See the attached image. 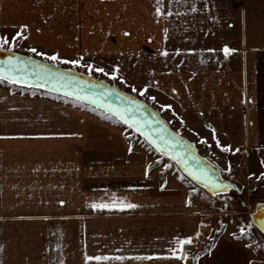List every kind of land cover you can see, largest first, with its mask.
I'll use <instances>...</instances> for the list:
<instances>
[{"label":"crops","instance_id":"crops-1","mask_svg":"<svg viewBox=\"0 0 264 264\" xmlns=\"http://www.w3.org/2000/svg\"><path fill=\"white\" fill-rule=\"evenodd\" d=\"M156 3L0 0V37L6 49L137 96L195 144L264 151V0H162L171 16L157 15ZM225 45L235 51L225 56ZM71 59L80 64L63 62ZM31 93L0 81V264H264L232 225L208 223L200 195L192 200L182 175L130 128ZM199 232L204 252L182 258L189 243L177 239ZM97 255L125 259L86 260Z\"/></svg>","mask_w":264,"mask_h":264},{"label":"snow or ice","instance_id":"snow-or-ice-1","mask_svg":"<svg viewBox=\"0 0 264 264\" xmlns=\"http://www.w3.org/2000/svg\"><path fill=\"white\" fill-rule=\"evenodd\" d=\"M178 2V0H176ZM164 7L162 4V0H157L156 3V13L157 15L171 16L173 15L172 11L167 10L162 12L161 9ZM192 11H196V8L193 6ZM26 25H21V28H26ZM165 34H167V28L164 29ZM127 34V33H126ZM22 35L21 32H17L15 34L16 37H20ZM10 40L8 37L3 36L0 37V50H9L5 48V45H8ZM12 46L15 47V37L11 40ZM30 52L36 53L40 56H47V58L51 61H59L60 57L57 54H53L48 56L47 53L39 52L37 53L36 48H30ZM179 51V50H177ZM209 51H214V49H209ZM225 56H228L230 53L234 52L235 49L229 48L225 45L222 49ZM162 55L167 56L168 52L165 50L162 52ZM66 64L71 65H79V59H71L64 60ZM31 66V67H30ZM89 72L93 70V65H86ZM96 72L104 73V75H111L114 79L116 78L117 73L114 71L112 73H107L103 68L97 67L95 68ZM35 77L37 81L45 80L48 82H53L54 86L57 87L58 90H66V94H71L77 97L81 102L91 101L99 107L103 108L106 112L111 113L113 116L123 121V123L127 124L129 128H135L137 132H141L148 139L149 143L155 146V150L161 153L163 156L170 157L171 160L175 161L178 165L182 166L184 172L188 173L189 176H192L197 181L204 183L205 187H212L213 194H216V188L222 187L227 188L229 185L220 184L217 185L216 181L212 179V176L209 174V170L201 167L200 162L197 160L196 156H187V153H181L176 151V146L178 141L169 139V131L167 128H151V131L148 129L151 127L153 123H162L161 121H150L148 115L145 114L143 119L138 118V113L144 108L143 104L136 100L131 96L124 95L119 93L118 91L109 92L107 86H105L102 82H96L95 84L88 85L87 81H76L75 76L69 77L67 74L60 73L58 71H54L49 65L40 64L35 60H32L31 57L22 58L20 56L9 55L6 60L0 61V79H6L12 83H27L30 77ZM77 84L74 88L73 85ZM83 85H88L89 88H102L103 92L95 93L87 91ZM43 86V85H41ZM145 89L140 90V94H144ZM133 91H136L133 88ZM115 96L119 98L120 103L117 105L112 104L110 101L105 103L106 97ZM152 99H155L153 97ZM165 108H170V105H164ZM154 115V114H153ZM155 132L156 136L153 137L152 133ZM217 145H219V141H217ZM131 148H129V152H131ZM230 146H223V151H229ZM239 151V149H236ZM195 162V168L192 167V163ZM264 163V161H262ZM151 165L148 166L150 168ZM164 168L171 167L170 164H164ZM230 171V169H227ZM215 172V169L212 170ZM145 175H148V171L146 168ZM261 175H264L262 173ZM92 208H110L116 207L115 203H92L90 205ZM121 208H135L137 205L133 203H121L119 205ZM261 208H264V205H261ZM259 224L262 228H264V215L259 217ZM252 224L241 225L240 232L243 236L246 228H251ZM198 235V234H197ZM242 236L240 238H242ZM192 238L186 237L184 239H177L176 244L178 246H183L185 243H191ZM176 248L172 249L173 254H176ZM182 251V247H181ZM150 257H140L137 256L135 259H146ZM184 258V257H182ZM109 259L116 260H124L125 257L117 256V257H108V256H87L86 260H95V261H104Z\"/></svg>","mask_w":264,"mask_h":264},{"label":"rangeland","instance_id":"rangeland-1","mask_svg":"<svg viewBox=\"0 0 264 264\" xmlns=\"http://www.w3.org/2000/svg\"><path fill=\"white\" fill-rule=\"evenodd\" d=\"M2 83L6 86L12 85L10 83ZM12 86L14 89H25L15 85ZM25 90L32 92V95L35 92H40L28 89ZM41 93L48 94L44 92ZM140 137L138 133L134 134V138L140 140L149 147ZM195 145L204 158L218 167L223 177L239 185L242 197L232 192L211 196L186 178L176 164L165 159L163 156H161V160L170 164L178 174L182 175L185 182L192 188V200L195 199L197 194L200 195L203 203H205L203 209L207 215L208 223H216L215 227L218 226L217 228L219 231H221L222 228L220 224H222L224 229L230 224L234 229H237L239 237L242 236L240 226L252 224L251 228H246L242 239L248 241L257 254H264V234L255 226L252 220V214L255 212L257 206L264 205V175H261L264 173V163H262V161H264V151H223V149L215 151L213 149L216 148L211 144L197 142ZM227 169H230V171ZM242 198L245 203L242 201Z\"/></svg>","mask_w":264,"mask_h":264},{"label":"water","instance_id":"water-1","mask_svg":"<svg viewBox=\"0 0 264 264\" xmlns=\"http://www.w3.org/2000/svg\"><path fill=\"white\" fill-rule=\"evenodd\" d=\"M9 55H14V56H20L22 58H27L29 56H26L24 54H21L17 51L14 50H0V61L6 60L7 57ZM32 60L37 61L40 64H44V65H49L54 71H58L60 73L63 74H67L69 77L71 76H75L76 81H87L88 85H92L95 84L96 82H102L105 86H107L108 91L109 92H114V91H118L119 93H122L124 95L127 96H131L133 98H135L136 100L140 101L144 108L141 110L140 113H138V118L143 119L144 115L147 114L148 118L150 121H161L162 123H153L151 125V127L148 129V131H151V128H167L169 131V139H173L178 141V144L176 146V151L181 152V153H187V156H196L197 160L200 162L201 167L206 168L209 170V174L212 176V179L216 181L217 185L220 184H224V185H229V187L227 188H222V187H217L216 188V194H213L212 191V187H205L204 183L197 181L196 179H194L192 176H189L188 173L184 172L182 169L181 165H178L175 161L171 160L170 157L168 156H163L161 153L157 152L155 150V146L150 144L148 139L145 137V135H143L141 132H137L135 128H130L133 132L138 133L142 139L153 149L155 150L159 155L165 157L167 160L173 162L174 164H176L180 171L182 172V174L188 178L192 183H194L196 186L202 188L205 192H207L209 195L211 196H216L219 194H226V193H235L237 194L239 197L241 196V188L239 187V185L233 181H230L228 179H226L225 177H223L220 173V170L218 169V167L216 165H214L212 162H210L209 160H207L206 158H204L198 151L196 145L188 140L186 137H184L183 135L177 133L175 130H173L168 124L167 122L164 120V118L157 112V110H155L151 105H149L147 102H145L144 100H141L140 98H138L135 95H132L126 91H123L121 89H119L116 86H113L111 84H109L108 82L104 81V80H99L96 79L93 76H90L86 73H82V72H76V71H72V70H68L65 68H62L60 66L54 65L52 63L49 62H45L42 60H39L37 58H33L31 57ZM31 67V66H30ZM0 81H6L12 85H17V86H21V87H26L35 91H40V92H45L48 94H52L58 97H62L65 99H69L75 102H78L82 105L88 106L90 108H93L95 110H98L100 112H103L105 114H107L110 117H113L115 119H117L118 121H120L122 124H124L125 126L128 127L127 124L123 123V121L119 120L118 118H116L115 116H113L111 113L106 112L103 108L99 107L98 105L94 104L91 101H85V102H81L80 100L77 99L76 96L71 95V94H66V90H58L57 87L54 86L53 82H48L45 80H39L37 81V79L33 76L30 77L28 79L27 83H12L6 79H0ZM43 85V86H41ZM88 85H83V87L91 92H95V93H100L103 92L104 89L102 88H89ZM77 86V84H74L73 87L75 88ZM111 102L114 105H117L120 103L119 98L115 97V96H111V97H106L105 98V103ZM154 114V115H153ZM129 128V127H128ZM152 136L155 137L156 133L153 132ZM192 167L195 168V162L192 163L191 165ZM215 169V172L213 173L212 170ZM242 201L245 203L244 199L242 198ZM261 215H264V208H261V205L257 206L255 212L252 214V220L253 223L255 224V226H257V228L264 234V228H262L259 224V217Z\"/></svg>","mask_w":264,"mask_h":264},{"label":"built area","instance_id":"built-area-1","mask_svg":"<svg viewBox=\"0 0 264 264\" xmlns=\"http://www.w3.org/2000/svg\"><path fill=\"white\" fill-rule=\"evenodd\" d=\"M207 238L204 232H199L194 240L185 246L183 253L184 258L195 259L200 256L205 250Z\"/></svg>","mask_w":264,"mask_h":264},{"label":"trees","instance_id":"trees-1","mask_svg":"<svg viewBox=\"0 0 264 264\" xmlns=\"http://www.w3.org/2000/svg\"><path fill=\"white\" fill-rule=\"evenodd\" d=\"M16 51V50H15ZM2 82H5V83H8V82H6V81H2ZM15 86H17V85H15ZM17 87H21V86H17ZM23 88H25V89H28V90H32V89H29V88H26V87H23ZM45 93V92H44ZM85 106V105H84ZM88 107V106H87Z\"/></svg>","mask_w":264,"mask_h":264}]
</instances>
